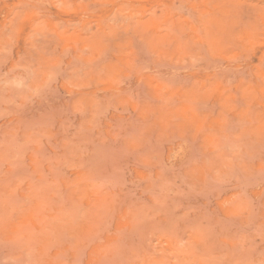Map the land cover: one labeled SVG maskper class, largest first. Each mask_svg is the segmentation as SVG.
Returning a JSON list of instances; mask_svg holds the SVG:
<instances>
[{"label":"rangeland","instance_id":"1","mask_svg":"<svg viewBox=\"0 0 264 264\" xmlns=\"http://www.w3.org/2000/svg\"><path fill=\"white\" fill-rule=\"evenodd\" d=\"M0 264H264V0H0Z\"/></svg>","mask_w":264,"mask_h":264}]
</instances>
